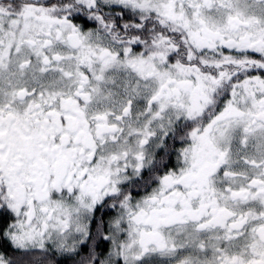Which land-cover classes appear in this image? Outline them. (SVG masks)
Masks as SVG:
<instances>
[{
  "label": "snow or ice",
  "instance_id": "obj_1",
  "mask_svg": "<svg viewBox=\"0 0 264 264\" xmlns=\"http://www.w3.org/2000/svg\"><path fill=\"white\" fill-rule=\"evenodd\" d=\"M0 264H264V0H0Z\"/></svg>",
  "mask_w": 264,
  "mask_h": 264
}]
</instances>
